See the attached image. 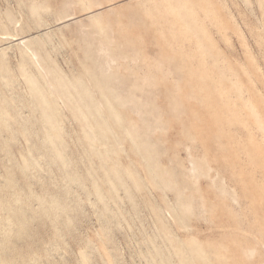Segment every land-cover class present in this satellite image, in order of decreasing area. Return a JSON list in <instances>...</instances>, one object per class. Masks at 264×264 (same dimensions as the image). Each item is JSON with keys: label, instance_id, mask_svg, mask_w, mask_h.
Returning a JSON list of instances; mask_svg holds the SVG:
<instances>
[{"label": "rangeland", "instance_id": "1", "mask_svg": "<svg viewBox=\"0 0 264 264\" xmlns=\"http://www.w3.org/2000/svg\"><path fill=\"white\" fill-rule=\"evenodd\" d=\"M211 263L264 264V0H0V264Z\"/></svg>", "mask_w": 264, "mask_h": 264}, {"label": "bare ground", "instance_id": "2", "mask_svg": "<svg viewBox=\"0 0 264 264\" xmlns=\"http://www.w3.org/2000/svg\"><path fill=\"white\" fill-rule=\"evenodd\" d=\"M198 4V3H197ZM199 6H200V4H199ZM198 8V7H197ZM134 9V8H133ZM202 9V8H201ZM209 10H211L210 8H209ZM202 11H204L203 9H202ZM201 12V11H200ZM214 12V11H213ZM136 13V12H135ZM119 15V14H118ZM69 20V19H68ZM221 20V19H220ZM66 21V20H65ZM72 23V22H71ZM174 35H175V33H174ZM173 36V35H172ZM14 39V38H13ZM15 40V39H14ZM20 44V43H19ZM162 64V63H161ZM159 65H157V67H158ZM156 67V68H157ZM155 68V69H156ZM191 78H192V76H190ZM180 89V88H179ZM193 89V88H192ZM204 91V90H203ZM185 92V91H184ZM198 93V92H197ZM183 94V93H182ZM180 96V95H179ZM207 96V95H206ZM254 97V96H253ZM50 102V101H49ZM50 104V103H49ZM65 105V104H64ZM67 106V105H66ZM217 109V108H216ZM47 112V111H46ZM219 112H220V110H219ZM45 114H47V113H45ZM231 115V114H230ZM46 116V115H45ZM228 116V115H227ZM226 117V116H225ZM233 117V116H232ZM51 118V117H50ZM49 118V120H51ZM230 119V118H229ZM228 118H227V121L229 120ZM232 120H234V118L232 119ZM238 122V121H237ZM51 124H52V121H51ZM191 124V123H190ZM119 138H121V137H119ZM114 142H115V140H113ZM112 143V142H111ZM255 143V142H254ZM253 145V144H252ZM153 151V150H152ZM194 166H195V164H194ZM192 167V166H191ZM182 168V167H181ZM193 169H194V167H192ZM155 170V169H154ZM185 170V169H184ZM195 170V169H194ZM193 172V171H192ZM135 178V177H134ZM168 184V183H167ZM191 194H193V193H191ZM218 254V253H217ZM211 256V255H210ZM200 258V257H199ZM210 259V258H209ZM187 259H185V261H186ZM184 261V260H183ZM84 262V261H83ZM211 262V261H210ZM85 263V262H84ZM212 264V263H211Z\"/></svg>", "mask_w": 264, "mask_h": 264}]
</instances>
